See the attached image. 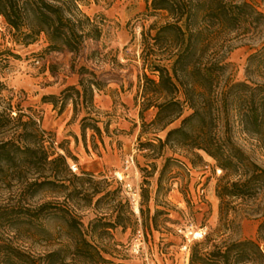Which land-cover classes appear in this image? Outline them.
Instances as JSON below:
<instances>
[{
  "label": "trees",
  "instance_id": "16d2710c",
  "mask_svg": "<svg viewBox=\"0 0 264 264\" xmlns=\"http://www.w3.org/2000/svg\"><path fill=\"white\" fill-rule=\"evenodd\" d=\"M80 2L0 0V17L25 43L44 35L46 52L65 49L76 55L86 40H99L101 34L99 27L80 11ZM145 2V17L162 13L166 21L141 30L142 74L137 77L134 101L140 108L142 126L143 113L155 110L147 125L157 132L166 131L163 140L156 138L160 153L165 148L184 150L201 159V152L214 161L221 174L215 188L219 201L217 226L193 244L189 264H264V209L255 239L231 242L224 238L238 213L233 204L264 197V168L236 142L237 136H243L255 143V149L264 151V42L248 56L244 81L226 76L229 43L261 36L264 0ZM70 68L74 70L73 64ZM77 74V87H66L59 96L42 97L41 101L59 105V112L70 101L74 115L81 102L87 110L81 119V132L90 129L100 136L90 107L94 92L100 91L103 84L85 66H80ZM11 112L9 104L0 113V134L11 129L10 125L21 123L23 115L12 117ZM175 122L178 126L169 129ZM23 125L35 127L31 119ZM0 179L9 183L16 180L28 198L46 187L64 194L62 204L0 207V264H112L91 237L95 230L122 226L120 220L111 224L100 217L84 227L70 204L82 194L77 185L84 180L71 174L66 156L47 151L35 130L0 141ZM118 192L107 191L102 197ZM141 194L148 200L146 190ZM49 220L59 222L62 239L52 238L47 231L45 222ZM42 243L54 249L43 253L32 250L33 245Z\"/></svg>",
  "mask_w": 264,
  "mask_h": 264
},
{
  "label": "rangeland",
  "instance_id": "374dc122",
  "mask_svg": "<svg viewBox=\"0 0 264 264\" xmlns=\"http://www.w3.org/2000/svg\"><path fill=\"white\" fill-rule=\"evenodd\" d=\"M145 6V0H82L80 11L99 27L101 34L99 40H86L76 55L65 49L46 52L48 42L44 35L33 43H25L0 17V113L10 104L12 117L17 113L23 115L21 123L13 124L15 128L10 125L11 129L0 134V141L17 139L35 130L49 153L66 156L68 165H76V173L70 172L84 181L77 185L82 194L75 196L70 204L84 227L100 217L111 224L120 220L122 225L95 230L91 237L112 264H182L185 253L181 247L191 239L188 232L196 233L205 228L209 233L217 226L219 201L215 188L221 174L214 161L201 152L198 153L201 159L184 150L165 148L160 153L156 149V138L163 140L166 131L157 132L147 125L155 110L143 113L145 125L142 126L140 108L134 101L137 77L142 74L141 30L149 24L160 26L166 21L162 13L145 17ZM261 8L264 10V6ZM263 42L264 30L258 38H238L229 43L226 76L233 81H244L246 60ZM42 44L45 46L40 51H29ZM80 66L93 70L103 84L100 91L94 92L90 107L91 116L98 121L100 136L90 129L81 132V119L87 112L81 102L76 108L77 115L72 107L69 126L61 130L42 127L38 86L48 81L40 78L52 75L64 79L71 73L80 78L77 74ZM29 119L35 123L33 129L23 125ZM178 124L175 122L169 129ZM236 142L264 168V151L255 149V143L243 136H237ZM130 156L134 163L123 173L124 163ZM118 174L122 182L118 181ZM124 183L135 190L134 201L124 189ZM117 189L119 192L113 196L102 197L107 191ZM143 189L147 191L148 200L141 196ZM93 192L97 194L92 195ZM63 196L46 187L28 198L16 180L9 183L0 179V207L62 204ZM233 205L238 213L234 226L226 231L224 238L231 242L255 239L263 220L264 197ZM45 228L52 238L62 239L59 222L46 221ZM199 241L189 244L188 264L190 249ZM136 244H140L137 254L134 252ZM32 248L37 253L54 249L43 243Z\"/></svg>",
  "mask_w": 264,
  "mask_h": 264
},
{
  "label": "crops",
  "instance_id": "0c3cea01",
  "mask_svg": "<svg viewBox=\"0 0 264 264\" xmlns=\"http://www.w3.org/2000/svg\"><path fill=\"white\" fill-rule=\"evenodd\" d=\"M45 44H42V46H35L33 48H30L29 51H40L43 49ZM79 78L75 76L73 73H71L70 77L58 78L53 77L50 75L48 78H40L41 81L45 80L48 81L47 84H42L38 86L39 96L41 97H48V96H59L60 93L69 86L77 87ZM95 97H98L95 96ZM100 102V97H98ZM42 127L46 130L53 129L55 130H61L64 127L69 126V121L71 119V112H72V104L69 101L67 102L64 109L59 112V105L54 107L50 102H42ZM208 159H210L208 157ZM211 160V159H210Z\"/></svg>",
  "mask_w": 264,
  "mask_h": 264
},
{
  "label": "built area",
  "instance_id": "2783aa9c",
  "mask_svg": "<svg viewBox=\"0 0 264 264\" xmlns=\"http://www.w3.org/2000/svg\"><path fill=\"white\" fill-rule=\"evenodd\" d=\"M36 63L39 64V61H37ZM133 163H134L133 162V157L132 156L128 157L127 160L124 163L123 173H126L128 171V169H129V167L133 165ZM68 168H69V170L72 173H76V171H77V167L74 164H69L68 165ZM118 181L119 182H122L123 179H119L118 178ZM123 187L127 191L129 197L134 201L135 200V197H136V193H135V190L133 189V187L129 183H124L123 184ZM190 229H191V227H190ZM197 232L199 233V236L198 237H195L194 236L195 235L194 232L193 233L192 232H188V235L191 236V239H187L186 243L181 247V251L183 253H185V259H184V262L182 264H188L189 244L191 243V241H196V240L199 241V240H201L205 236V234H206V229L205 228L199 229ZM139 247H140V244H136L134 246V252L136 254L139 251Z\"/></svg>",
  "mask_w": 264,
  "mask_h": 264
},
{
  "label": "bare ground",
  "instance_id": "6f19581e",
  "mask_svg": "<svg viewBox=\"0 0 264 264\" xmlns=\"http://www.w3.org/2000/svg\"><path fill=\"white\" fill-rule=\"evenodd\" d=\"M118 178H119V179H123L119 174H118ZM135 212H138L137 207H135ZM194 236H195V237H198V236H199V233L196 232Z\"/></svg>",
  "mask_w": 264,
  "mask_h": 264
}]
</instances>
